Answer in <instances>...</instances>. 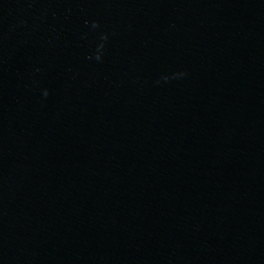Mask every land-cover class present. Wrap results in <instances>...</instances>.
<instances>
[{
  "label": "water",
  "instance_id": "obj_1",
  "mask_svg": "<svg viewBox=\"0 0 264 264\" xmlns=\"http://www.w3.org/2000/svg\"><path fill=\"white\" fill-rule=\"evenodd\" d=\"M0 264H264V0H0Z\"/></svg>",
  "mask_w": 264,
  "mask_h": 264
},
{
  "label": "clouds",
  "instance_id": "obj_2",
  "mask_svg": "<svg viewBox=\"0 0 264 264\" xmlns=\"http://www.w3.org/2000/svg\"><path fill=\"white\" fill-rule=\"evenodd\" d=\"M44 95H45V96H47V95H48L47 91H45Z\"/></svg>",
  "mask_w": 264,
  "mask_h": 264
}]
</instances>
